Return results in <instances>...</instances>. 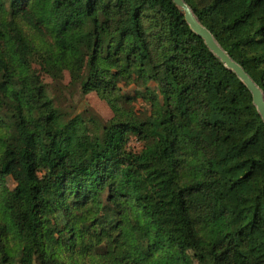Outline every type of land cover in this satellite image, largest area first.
Listing matches in <instances>:
<instances>
[{
  "label": "trees",
  "instance_id": "obj_1",
  "mask_svg": "<svg viewBox=\"0 0 264 264\" xmlns=\"http://www.w3.org/2000/svg\"><path fill=\"white\" fill-rule=\"evenodd\" d=\"M186 2L264 91V0ZM28 54L113 117L62 111ZM195 261L264 264L250 90L172 0H0V264Z\"/></svg>",
  "mask_w": 264,
  "mask_h": 264
},
{
  "label": "rangeland",
  "instance_id": "obj_2",
  "mask_svg": "<svg viewBox=\"0 0 264 264\" xmlns=\"http://www.w3.org/2000/svg\"><path fill=\"white\" fill-rule=\"evenodd\" d=\"M30 1L23 0V3L27 4ZM27 60L32 71L39 75L40 82L47 87L49 95L62 111L68 112L73 116L81 115L85 119L94 118L99 121H107L113 117L114 113L109 103L102 99L96 92L82 95L78 87L69 86L71 77L68 71L61 73L44 71L32 54H28ZM151 86H155V83L151 82ZM121 87L122 94L133 98L131 101L132 107H135L140 112H144L146 108L148 109L147 98L142 97L140 94V92L144 91V88L136 84L122 85ZM127 146L130 151L140 152L143 144L133 136ZM7 185L11 189L15 187V182L11 177L7 178ZM195 264L201 263L195 261Z\"/></svg>",
  "mask_w": 264,
  "mask_h": 264
},
{
  "label": "water",
  "instance_id": "obj_3",
  "mask_svg": "<svg viewBox=\"0 0 264 264\" xmlns=\"http://www.w3.org/2000/svg\"><path fill=\"white\" fill-rule=\"evenodd\" d=\"M185 16L191 29L201 36L209 49L247 86L253 96V103L264 121V91L253 77L218 42L215 35L200 21L186 0H172Z\"/></svg>",
  "mask_w": 264,
  "mask_h": 264
}]
</instances>
